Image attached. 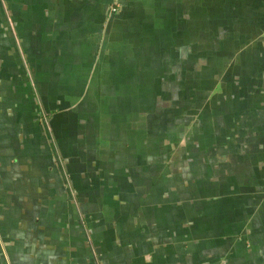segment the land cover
<instances>
[{
  "label": "crops",
  "instance_id": "obj_1",
  "mask_svg": "<svg viewBox=\"0 0 264 264\" xmlns=\"http://www.w3.org/2000/svg\"><path fill=\"white\" fill-rule=\"evenodd\" d=\"M0 264H264V0H0Z\"/></svg>",
  "mask_w": 264,
  "mask_h": 264
}]
</instances>
